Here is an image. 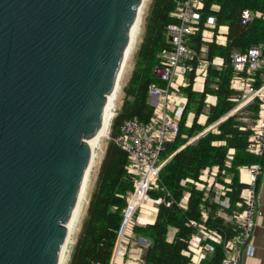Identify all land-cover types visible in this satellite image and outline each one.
Listing matches in <instances>:
<instances>
[{"label": "water", "instance_id": "water-1", "mask_svg": "<svg viewBox=\"0 0 264 264\" xmlns=\"http://www.w3.org/2000/svg\"><path fill=\"white\" fill-rule=\"evenodd\" d=\"M143 3L0 0V264H60Z\"/></svg>", "mask_w": 264, "mask_h": 264}, {"label": "trees", "instance_id": "trees-1", "mask_svg": "<svg viewBox=\"0 0 264 264\" xmlns=\"http://www.w3.org/2000/svg\"><path fill=\"white\" fill-rule=\"evenodd\" d=\"M203 5L199 30L195 35L187 36L186 40L198 54L203 47L207 48L206 60L210 63L208 75L203 92L193 90L195 70L187 73L188 85L180 89L187 103L179 120V133L173 142L167 144L166 152L162 155L161 160L167 162L160 172L159 187L150 191L152 199L161 200L155 221L133 228L135 237L147 240L141 254V264H190L188 246L191 238L198 234L200 225L207 230L217 231L225 241L235 237L239 232L238 227L220 215L222 207L214 201L216 193L213 189H198L195 182L204 170L218 167L219 181L232 189L227 193L231 200L227 215L233 216L244 187L240 183L239 169L253 164L264 167V156L260 158L247 152L252 134L250 127L257 118L258 105L253 103L231 115L238 106L235 101L238 93L230 87L235 75L233 54L246 53L254 46L261 47L264 53V0H203ZM214 5L219 6L218 11L212 10ZM175 9L176 0L151 2L135 67L124 87L122 105L112 120L110 139L68 264L112 262L128 205L127 196L134 189L133 180L126 171L127 154L117 145L116 139L125 121L137 119L148 122L153 115L149 87L166 86L154 71L163 53L173 50L167 38V28L176 22L172 16ZM246 9L259 12L262 17L242 25L241 14ZM210 17H215L217 27L228 26L225 46L203 40L202 31ZM215 58L222 59L223 65L214 66L212 62ZM193 66L196 67L195 61ZM257 78V85H261L264 68L258 71ZM208 96L217 98L215 105L207 106ZM190 114L195 116L192 125L188 126ZM202 115L207 118L204 124L199 123ZM230 150L235 155L231 165L227 166ZM223 171L231 176L229 184L221 178ZM191 222L197 226L191 225ZM224 257L223 245H215V251L208 255L203 264H222Z\"/></svg>", "mask_w": 264, "mask_h": 264}, {"label": "built area", "instance_id": "built-area-1", "mask_svg": "<svg viewBox=\"0 0 264 264\" xmlns=\"http://www.w3.org/2000/svg\"><path fill=\"white\" fill-rule=\"evenodd\" d=\"M203 0H176V9L172 13L176 22L167 28V38L173 50L166 51L161 56L160 64L155 68L154 74L165 87L152 85L149 87L151 104L154 107L153 115L148 122H140L131 119L124 122L121 133L116 139L117 145L127 154L128 165L126 171L133 180V191L127 196V208L124 211V220L118 236L117 248L111 264H115L117 251L125 239L133 236V228L140 225L141 217L136 216L138 210L144 207L146 202L156 204L161 200L150 197V191L158 189L160 172L167 160L162 161V155L166 152L167 144L173 142L179 133L178 94L180 89L186 87L187 73L195 70V81H205L208 75L209 62L206 60L207 48L203 47L198 54L187 44V36L195 35L199 30L201 20L200 11L203 9ZM213 11H218L219 6L214 5ZM256 17L262 14L251 10H244L241 14L242 25H248ZM228 26L216 25L215 17H210L202 31L205 42L215 41L220 46L227 44ZM196 62V67L193 66ZM220 67L217 59L212 62ZM232 65L235 75L230 82L232 90L238 93V106L231 113L234 114L253 103L258 105L256 120L250 129L247 152L257 157L264 156V81L257 85V73L264 68L263 49L258 46L250 48L246 53H234ZM235 152H228L227 166ZM262 166L253 164L239 169L240 183L244 185L240 199L237 201L233 216H228L231 208L230 197L232 192L218 177V167L206 169L202 172L195 186L207 191L213 189L216 193L214 201L222 207L223 217L234 222L238 227V234L232 239L226 240L217 231L207 230L203 225L198 226L199 232L194 235L188 246L190 264H203L209 254L215 251V245H223L225 257L222 264H244L245 257L255 255L253 237L259 216L258 209V182L262 174ZM223 171L221 175H226ZM185 183V182H184ZM229 184V183H228ZM225 215V216H224ZM191 225L197 226L195 222Z\"/></svg>", "mask_w": 264, "mask_h": 264}, {"label": "crops", "instance_id": "crops-1", "mask_svg": "<svg viewBox=\"0 0 264 264\" xmlns=\"http://www.w3.org/2000/svg\"><path fill=\"white\" fill-rule=\"evenodd\" d=\"M217 59V63L220 66L223 63V60L220 58ZM185 83L188 85L187 80L185 78ZM205 81H194L193 90L196 92H203L204 90ZM201 90V91H200ZM178 105L179 111L177 113V118L181 117L183 109L187 103V99L181 94H178ZM217 102V98L215 96H208L206 99L207 106L215 105ZM247 113V112H246ZM194 114H190L187 125L191 126L194 120ZM206 116L202 115L199 119L200 124H204L206 121ZM245 121L250 122L248 119ZM240 175V172H239ZM240 177V176H239ZM225 183L231 182V176L226 173L223 177H221ZM240 179V178H239ZM160 202L156 203L154 206L156 210L152 211V213L148 215H142L141 217H145L148 219L141 220L140 225L152 224L155 221L157 215V206ZM258 209H259V216L257 219V226L253 237V244L255 247V255L253 257H245L243 263L244 264H264V167L262 169V174L259 178L258 182ZM144 212V211H143ZM220 215L223 217V211L220 212ZM130 241H134L133 244L128 245V253H124V256L119 257L115 264H141V254L143 251V247L147 246V240L143 238H138L133 235ZM119 260V261H118Z\"/></svg>", "mask_w": 264, "mask_h": 264}, {"label": "rangeland", "instance_id": "rangeland-1", "mask_svg": "<svg viewBox=\"0 0 264 264\" xmlns=\"http://www.w3.org/2000/svg\"><path fill=\"white\" fill-rule=\"evenodd\" d=\"M151 2H152V0H145L144 1L143 7H142V12H140V15H139L140 16L139 17V26H138V30H137V32L135 34L136 35L135 36V41H134V44H133L132 49H131V53H130L128 59H127L124 71H123L122 76H121L119 91H118V94H117V97H116V100H115V103H114L115 105L113 106V110H112L113 113H114V117L116 115V111H118L120 109L121 105H122V102H123V99H124V96H125L124 95V87L128 84L129 79L131 77V74L133 72V69L135 67L136 55H137V52L139 50L140 44L142 43V40H143L145 20H146V17L148 15V11H149ZM212 127H214V126H212ZM110 131H111V129H110ZM109 139H110V134H109L108 138L103 141L101 149L100 150H96V155H97L96 159L97 160L93 164V168H92V171L90 173V179H89V181L87 183L85 198H84L83 202L81 203L80 213H79L78 219L76 221V228H74V231H73V233L71 235V240H70V242H69V244L67 246L65 259L63 261V264H68V261H69L73 246H74V244L76 242L77 236H78L80 228H81L82 221H83V219L85 217V214H86L87 206H88V203H89V198H90V195H91V193L93 191V188H94L97 176H98L99 168H100L102 159L104 157L105 149L107 147V142H108ZM146 204H147L146 208L144 209V207H143L141 210H138L136 216H140L141 217L144 214L148 215V214L152 213V211H154V209H152V208L156 207V206H154L155 204H152L150 202H148V203L146 202ZM143 219H145L144 216L141 217V220H143ZM147 220L148 219H145V221H147ZM132 237L122 241L120 249H119V251H117L116 261H117V259L119 257L124 256L125 252L128 253V245L130 243L133 244V242H134V241H130V239Z\"/></svg>", "mask_w": 264, "mask_h": 264}, {"label": "bare ground", "instance_id": "bare-ground-1", "mask_svg": "<svg viewBox=\"0 0 264 264\" xmlns=\"http://www.w3.org/2000/svg\"><path fill=\"white\" fill-rule=\"evenodd\" d=\"M143 4H142V7H143ZM142 7L140 9V12H142ZM140 12H139L138 17L136 19V22H135V24H134V26L132 28V32H131V35H130V43H129L128 50H127V53H126V60H125L124 65H123L122 73L124 71L127 59H128V57H129V55L131 53V49H132V46H133L134 41H135V36H136L135 34H136V32L138 30V26H139V17H140L139 15H140ZM122 73L120 74V78H119V81H118V84L116 86V89H115L114 93L109 97L108 104H107V107H106V110H105V114H104V120H103L102 128H101L99 134L97 135V138H96V140H95V142L93 144V147H92V155H91V160H90V165H89V168H88L87 176H86L84 185H83L81 193H80L78 204L76 206V209H75V211L73 213V216H72V218H71V220L69 222V225L67 227L68 228V235H67L66 243H65L63 251H62L60 264H63V261L65 259L67 246H68V244H69V242L71 240V235H72V233L74 231V228H76V221H77L79 213H80L81 203L83 202V200L85 198L87 183H88V181L90 179V173L92 171L93 164L97 160L96 159L97 158L96 150H100L101 149L103 141L105 139H107L109 134H110L112 119L114 117V113H113L112 110H113V106L115 105L114 103H115V100H116V97H117V94H118V91H119L120 79H121ZM146 205L147 204H144V209L146 208ZM152 209L156 210L155 208H152Z\"/></svg>", "mask_w": 264, "mask_h": 264}]
</instances>
